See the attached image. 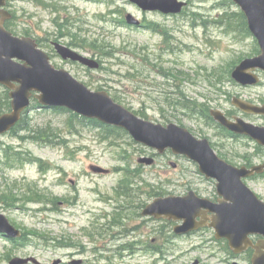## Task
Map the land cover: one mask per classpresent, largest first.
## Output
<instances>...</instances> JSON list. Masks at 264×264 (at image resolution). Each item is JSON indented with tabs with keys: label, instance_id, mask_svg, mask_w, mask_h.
I'll return each mask as SVG.
<instances>
[{
	"label": "rangeland",
	"instance_id": "rangeland-1",
	"mask_svg": "<svg viewBox=\"0 0 264 264\" xmlns=\"http://www.w3.org/2000/svg\"><path fill=\"white\" fill-rule=\"evenodd\" d=\"M181 1L185 10L175 16L142 12L129 0H12L7 29L45 48L58 42L95 60L97 70L65 64L58 56L51 63L137 116L187 129L237 167L261 164L264 149L192 111L195 103L264 126L262 117L231 105L233 97L264 103V73L256 71L260 82L251 87L231 78L241 60L259 53L258 44L232 16L240 10L230 0ZM128 14L145 27L124 24ZM184 101L192 105L185 108ZM24 117L30 129L40 128L49 138L32 142L26 131L0 136V212L25 237L10 244L0 236V264L16 257L38 264H249V255L235 258L212 230L176 236L175 222L140 216L142 206L158 196L193 190L216 197L215 183L194 163L170 152L156 155L125 133L122 140L106 138L69 112L32 106ZM140 157H153L154 165H139ZM92 165L109 174H93ZM127 170L140 176L132 178ZM244 183L264 201V178Z\"/></svg>",
	"mask_w": 264,
	"mask_h": 264
},
{
	"label": "water",
	"instance_id": "water-1",
	"mask_svg": "<svg viewBox=\"0 0 264 264\" xmlns=\"http://www.w3.org/2000/svg\"><path fill=\"white\" fill-rule=\"evenodd\" d=\"M8 0H0V85L9 90L10 111L0 116V135L5 134L20 120L34 98L44 108H64L71 113L102 124L121 128L138 144L163 154L169 149L175 156H183L195 163L206 179L216 181L217 203L198 197L193 191L185 196L156 198L141 211L142 217L182 221L173 231L177 235L196 231L204 226L215 230L216 239H225L229 249L241 254L249 247L254 250L251 264H264V241L255 245L250 235L264 237V203L243 183V179L264 172V163L250 168L235 167L220 159L206 139H197L186 129L174 124L163 126L138 118L115 103L104 91L93 92L74 79L67 71L55 69L48 56L39 50L29 37H16L4 28L11 18L4 9ZM143 11L163 14L180 13L184 3L178 0H129ZM244 15L247 27L256 40L259 54L241 61L231 78L241 86H254L259 78L256 70L264 72V0H231ZM128 25L138 26L131 15L125 17ZM64 60L78 61L89 69H98L92 59L80 56L71 49L54 44ZM231 104L243 113L264 116V104L253 105L238 98ZM210 116L221 127L236 135H243L264 147V127L254 126L239 117L228 119L221 111L211 110ZM139 164L150 166L152 158H139ZM174 166V164H172ZM91 171L105 174L98 166ZM207 214H212L208 217ZM199 218V221H197ZM0 234L18 239L21 232L0 212ZM38 264L33 258H13L9 264ZM55 261L53 264H58ZM81 264V261L72 262ZM192 264H198L195 261Z\"/></svg>",
	"mask_w": 264,
	"mask_h": 264
},
{
	"label": "trees",
	"instance_id": "trees-1",
	"mask_svg": "<svg viewBox=\"0 0 264 264\" xmlns=\"http://www.w3.org/2000/svg\"><path fill=\"white\" fill-rule=\"evenodd\" d=\"M232 16L234 18H236V20L239 22L242 29L248 33L249 31L247 29L246 19H245L244 15L240 11H238V12H232ZM8 24H9V22L5 24L6 29H7ZM257 53H258V51H257ZM189 105H192V102L188 101L186 104L184 101L182 106L185 108H189ZM32 106H37V102L34 99H32L31 107ZM199 107H201V106H197L194 103L193 107H192V111H197L200 114V117L210 121L211 125H213L215 127L216 125L213 123L211 118L208 116L209 109L206 108V110H204L203 108H199ZM9 110H10V99L8 97V91L0 86V115H2L3 113H5ZM54 111L67 112L64 109L54 110ZM71 117L78 119V117L73 115V114H71ZM80 122L83 124L88 123L89 125L99 127V125L95 121H86L84 119H80ZM99 128H102L101 135L105 136L106 138H110L111 140H119V139L122 140V134L121 133H125L124 131H122L120 129H114V128H109V127H105V126H101ZM22 131L28 132V136H25V138L31 139L32 142L45 143L44 139H42V138L43 137L49 138V136L44 134V132L40 128L30 129L28 127L27 118L24 117V115L21 118V120L19 121V123L10 131V133L15 134V135H19V132H22ZM221 131L224 132L225 134H229L227 131H225L223 129H221ZM128 139H129V137H128ZM257 149H261V148L257 147ZM14 156H15L14 157L15 162H20L19 154L14 153ZM27 160H30V159H26L25 161H27ZM126 172L129 173V175L132 176V178H134V177L136 178V177L140 176V173L137 172L136 170L129 171V172L127 170ZM259 177L264 178V174L260 175ZM140 180H142V179H140ZM123 189H122V192H123ZM127 190L130 191V189H127ZM153 193H155V191L152 190V191L148 192L147 195L148 196L153 195ZM124 195H126V193H124ZM24 240H25L24 236L19 240H9L8 239L10 244H16V243L18 244V243L23 242Z\"/></svg>",
	"mask_w": 264,
	"mask_h": 264
},
{
	"label": "flooded vegetation",
	"instance_id": "flooded-vegetation-1",
	"mask_svg": "<svg viewBox=\"0 0 264 264\" xmlns=\"http://www.w3.org/2000/svg\"><path fill=\"white\" fill-rule=\"evenodd\" d=\"M143 24V26H145V24L144 23H142ZM142 27V26H141ZM53 44V43H52ZM51 44V45H52ZM42 46V45H41ZM43 47V46H42ZM43 49H44V51H46L47 53H48V55H49V57H50V59H53L52 57H55V56H57V54L55 53V51H54V49H51V48H49V47H47V48H45V47H43ZM65 62V64H70V65H76V64H78V63H76V62H71V61H64ZM82 66V65H81ZM205 198H207V199H209L211 202H213V203H217V201H218V197L216 196H214V197H205ZM207 216L208 217H211L212 216V214H207ZM251 241H252V243L253 244H256V242H258V241H264L263 240V237L261 236V235H255V236H252L251 237ZM247 252H250V257H249V261H250V258H251V255H252V253H253V249L252 248H249L248 250H247ZM234 257H236V256H234Z\"/></svg>",
	"mask_w": 264,
	"mask_h": 264
}]
</instances>
